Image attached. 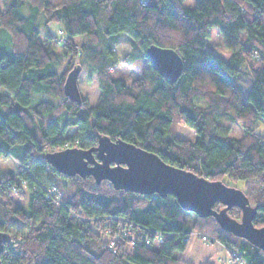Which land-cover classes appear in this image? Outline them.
<instances>
[{"label": "trees", "instance_id": "trees-1", "mask_svg": "<svg viewBox=\"0 0 264 264\" xmlns=\"http://www.w3.org/2000/svg\"><path fill=\"white\" fill-rule=\"evenodd\" d=\"M185 2L0 0V159L19 164L0 170V230L11 237L2 264H196L180 257L193 229L215 237L243 264H264L263 249L214 217L195 214L191 225L190 211L174 194H140L93 176H68L45 159L47 152L93 147L99 134L122 138L208 179L244 180V192L258 206L254 224L264 226V131H258L264 121V0ZM213 28L227 58L209 49ZM124 35L132 44L123 61L145 60L132 81L113 75L122 61L115 45ZM151 44L182 55L177 81L151 63ZM78 65L97 75L96 105L82 94L80 103L65 94L66 77ZM33 92L53 100L33 103ZM235 123L241 138L230 135ZM179 124L196 137L178 136ZM53 186L62 192L59 204L48 195ZM228 213L242 215L238 206Z\"/></svg>", "mask_w": 264, "mask_h": 264}, {"label": "water", "instance_id": "water-1", "mask_svg": "<svg viewBox=\"0 0 264 264\" xmlns=\"http://www.w3.org/2000/svg\"><path fill=\"white\" fill-rule=\"evenodd\" d=\"M146 54L157 71L171 83L181 76L184 59L176 49L151 44L146 48ZM81 70L80 65L74 67L64 84L66 96L79 103ZM45 159L68 176H93L97 183L108 180L116 189L140 194H174L184 210L199 217L212 216L223 229L264 250V226L254 224L258 206L250 202L243 189L167 163L158 154L135 143L99 134L93 147L51 151L45 154ZM216 203L223 207L215 209ZM233 206L241 209L240 219L229 215L228 209ZM10 241V235L0 230V264L4 246Z\"/></svg>", "mask_w": 264, "mask_h": 264}, {"label": "rangeland", "instance_id": "rangeland-1", "mask_svg": "<svg viewBox=\"0 0 264 264\" xmlns=\"http://www.w3.org/2000/svg\"><path fill=\"white\" fill-rule=\"evenodd\" d=\"M196 3V0H186L185 5L188 7L194 6ZM3 46L7 48L6 43H2ZM131 44L132 41L128 36H123L122 37V42L115 45V50L119 56V58L122 60L119 65L113 70V75L114 76H120L126 78L128 81H132L133 79L139 78L140 77V72L142 70V67L145 64L144 59H136L131 63H125L123 61L124 57L129 53L131 49ZM209 49L216 54H219L223 56L224 58H227L229 56V51L226 49V47L223 44V38L222 35L220 34L219 30L217 28L212 29V37L209 39ZM77 59V57H75ZM65 64L62 65L61 69H65ZM78 85L81 91V94L84 95L85 97L88 98V100L91 102L92 105L98 104L100 101V88H99V82L98 78L95 72L90 70L88 67H83L79 77H78ZM53 100L50 96L46 95L45 93H38V92H33L32 94V101L33 103L39 101V100ZM199 104H204L205 102L203 100L198 101ZM65 114L61 121L64 122L68 117ZM72 128V127H71ZM70 128V129H71ZM73 129V128H72ZM258 131L263 132L264 131V121L260 122V126L258 128ZM176 133L178 136L183 137V138H188V139H194L196 137L195 131L190 128L189 126L185 124H179L176 128ZM230 135L235 138H241L243 135V130L242 127L235 123L232 126ZM55 148H51L50 150H54ZM7 161V163H5ZM19 164L12 158V157H6V158H1L0 159V170H17ZM224 182L232 187H237L240 189H245V182L244 180H232L229 177L224 178ZM187 220L191 225H193L195 221V213L194 212H188L186 214ZM193 232L190 239H189V244L185 250V252H182L180 254V257L184 258L185 254L189 257L193 256V258L200 253L202 256L205 254L204 252H212V258L214 261L217 262V258L219 257L218 255L222 253V249L220 246L218 247L216 241L215 242H208L205 241L201 238V234L199 230L193 229ZM208 245L207 247L209 250H204V252H201L203 248L201 247L202 245ZM211 244H214L213 246ZM224 246V245H223ZM159 246L157 245V248ZM218 247V248H217ZM225 248V247H224ZM227 251V259L222 261L221 263L218 264H237L235 260L233 259V255L225 248ZM216 252L217 255L213 254V252ZM196 254V255H195ZM201 259V257H197ZM204 261V260H203ZM203 261H193L196 264H200V262Z\"/></svg>", "mask_w": 264, "mask_h": 264}, {"label": "built area", "instance_id": "built-area-1", "mask_svg": "<svg viewBox=\"0 0 264 264\" xmlns=\"http://www.w3.org/2000/svg\"><path fill=\"white\" fill-rule=\"evenodd\" d=\"M61 33H63L62 30H60ZM48 195L49 197H51L53 199V201L56 203V204H59L61 202V198H62V192L59 190V188L57 186H53L51 188H49L48 190ZM130 233V241H134L135 240V235L132 231H129ZM194 233V232H192ZM201 234V238L205 241H211L213 240L214 242H218L215 237L211 236L210 234L208 233H204V232H200ZM233 259L235 260V262L237 264H243L242 261H240L239 259H236L235 257H233Z\"/></svg>", "mask_w": 264, "mask_h": 264}, {"label": "crops", "instance_id": "crops-1", "mask_svg": "<svg viewBox=\"0 0 264 264\" xmlns=\"http://www.w3.org/2000/svg\"><path fill=\"white\" fill-rule=\"evenodd\" d=\"M189 244V243H188ZM215 244H217V246L219 247L220 246V248L222 249V253H220L218 256V258H217V262L216 261H214L213 260V258H212V252H210V253H208V252H204V250L206 249V250H209V248L207 247L208 245L206 244L205 246L204 245H202L201 247L203 248V250L201 251V252H204L205 254L202 256V254L200 255V253H198L194 258H193V256H191V255H193V254H191L189 257L185 254V256H184V258L185 259H188L189 261H203V260H205V259H209L213 264H218V263H221L222 261H224V260H226L227 259V251L225 250V248H224V246H223V244L222 243H220V242H217V243H215ZM212 246L214 245V244H211ZM217 247V248H218ZM185 252V251H184ZM216 254L217 255V253L214 251L213 252V254ZM215 254H214V256H215ZM197 257H201V259H199V258H197ZM216 257V256H215Z\"/></svg>", "mask_w": 264, "mask_h": 264}, {"label": "clouds", "instance_id": "clouds-1", "mask_svg": "<svg viewBox=\"0 0 264 264\" xmlns=\"http://www.w3.org/2000/svg\"><path fill=\"white\" fill-rule=\"evenodd\" d=\"M5 163H7V161H5Z\"/></svg>", "mask_w": 264, "mask_h": 264}]
</instances>
